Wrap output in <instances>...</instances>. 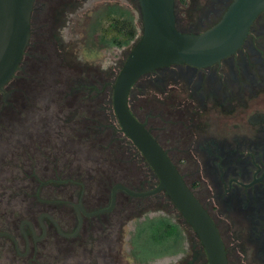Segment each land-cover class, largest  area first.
I'll return each instance as SVG.
<instances>
[{"label":"flooded vegetation","instance_id":"af4514ba","mask_svg":"<svg viewBox=\"0 0 264 264\" xmlns=\"http://www.w3.org/2000/svg\"><path fill=\"white\" fill-rule=\"evenodd\" d=\"M189 1L174 0L176 27L181 33L196 35L217 24L234 0H197L194 4ZM90 2L35 0L34 9L48 14L46 22L51 27L50 37L54 38L60 27L68 25V18L77 9L83 13L79 22L86 34L90 18L97 9H86ZM189 5L192 18L186 15ZM138 8L140 10V5ZM84 48L91 52L86 41ZM145 77L156 82L152 83L156 90H164L161 92L171 104L169 115L158 107L152 110L155 115L159 111L161 115L165 113L161 118H166V131L170 128L172 133L165 139L167 146L157 135V130L162 128L153 131L137 119L167 153L215 222L228 263L264 264V11L255 20L241 48L231 56L204 68L174 64L156 69L138 80L135 94L139 81ZM160 99L158 92L152 94L153 101ZM174 153L195 156L196 173L191 172L190 166L180 168L171 157ZM37 198L42 199L40 195ZM75 200L70 203L74 208L72 222L63 218L64 225L46 211L0 212L3 219L0 220V264H58L56 251L60 238L75 240L85 230L91 239L102 232L104 229L93 225L84 228V223L93 222L95 217L113 209L86 217L83 210L88 213L96 210L90 209L82 196ZM80 215L83 223L78 230ZM230 217L241 225L239 238L231 235L229 229L223 231L219 219L225 223L224 218ZM224 235L232 241L230 254ZM204 255L209 264L205 250Z\"/></svg>","mask_w":264,"mask_h":264},{"label":"rangeland","instance_id":"374dc122","mask_svg":"<svg viewBox=\"0 0 264 264\" xmlns=\"http://www.w3.org/2000/svg\"><path fill=\"white\" fill-rule=\"evenodd\" d=\"M189 2L194 4L197 0ZM104 4H118L128 8L134 14L138 39L123 47L115 46L102 51L89 52L84 48L86 38L81 28L84 26L79 22L83 16L82 11L77 9L76 12H72L68 18V21L70 19L72 22L60 27V32L55 33L52 36L54 38H51L49 33L51 27L46 22L48 14L40 13L39 9H36L31 22V48L22 67L21 80L11 79L5 86L4 92L8 93V99L0 94V212L21 209L41 210L55 215L60 220L66 218L67 221L72 222L74 213L70 203L76 201L75 198L73 199L75 188L65 180L67 177L58 176L60 168L55 162L56 153L59 147L63 153L70 150L76 152L79 149L80 143L74 141V138L81 140L86 135L66 127L71 125L77 128L83 127L84 112L87 107L93 103L102 107L101 103L103 104L105 94L99 93L97 98H93L94 101H86L83 99L84 85L83 89L79 88L80 90L74 93L73 98L65 97L66 81L71 80L69 88L73 87V89H78V83L74 82V80L78 82V78L88 81L100 79L114 85L129 54L143 34L142 17L137 0H91L90 4L86 5V9L93 10ZM191 8L190 5L187 6L186 15L192 18ZM122 18L124 16L110 13L102 21L100 35L107 41L113 39L124 41L125 32L121 33L117 28L118 20ZM87 80H85L86 83ZM152 83L156 82L150 77L139 81L138 93H134V88L131 92L133 97L130 99V107L151 130L156 131V128H162L157 130V135L163 145L167 146L164 144L165 139L172 133L170 128L166 131V118H161V116L164 118L165 113L161 115L159 111L155 115L152 110L154 112V107H158L169 115L171 104L161 92L164 90H156ZM157 86L161 87L158 83ZM157 92L161 99L153 101L152 94ZM101 120L105 122V118ZM84 144L85 142H82L83 146ZM171 157L180 168L185 169L186 166H190L191 172L196 173V158L192 154L174 153ZM134 159L137 160V158ZM58 163L62 167V162ZM134 164L135 174L131 171L128 177L137 175L131 184L143 192L151 187L149 171L145 167H140L137 161L136 163L134 161ZM118 171L123 175L122 169ZM38 191H41V194H38ZM98 191L100 189L94 188L93 193L84 199L90 209L107 203V199L102 198ZM38 195L42 199L39 200ZM118 197L121 207H125L122 212L107 217L101 215L92 222L95 223L93 226L96 228L104 229L102 238L107 236L108 240H105L107 243H111L112 239L115 242L118 237L123 236L119 252L108 255L116 258H113L111 263L136 264L130 257V242L138 223L146 218L165 216L172 218L173 222L181 227L186 238L184 251L177 255L151 260L147 264H207L199 238L167 197L163 194L154 198L134 197V200L126 204L122 200L121 193ZM127 217L129 220L126 221ZM102 220L107 222L103 227ZM224 220L225 223H222L219 219L223 231L229 229L232 232L231 235L234 234L239 238L240 223L231 217ZM62 223L65 224L61 220ZM224 237L230 254L232 241L227 236L224 235ZM70 263L78 264L76 259Z\"/></svg>","mask_w":264,"mask_h":264},{"label":"water","instance_id":"95a60500","mask_svg":"<svg viewBox=\"0 0 264 264\" xmlns=\"http://www.w3.org/2000/svg\"><path fill=\"white\" fill-rule=\"evenodd\" d=\"M143 34L132 49L113 85V109L123 134L146 159L158 178L152 190L133 191L122 184L112 190L110 212L122 190L135 198L165 192L199 238L209 264H229L218 228L187 186L177 167L130 107L138 80L151 71L174 64L204 68L231 56L243 45L255 20L264 11V0H234L222 19L208 30L192 35L178 31L174 0H138ZM35 0H0V91L16 74L30 44ZM59 229V225L52 218ZM78 230L83 223L79 217ZM77 230V232H78ZM63 236L70 237L61 232Z\"/></svg>","mask_w":264,"mask_h":264},{"label":"trees","instance_id":"16d2710c","mask_svg":"<svg viewBox=\"0 0 264 264\" xmlns=\"http://www.w3.org/2000/svg\"><path fill=\"white\" fill-rule=\"evenodd\" d=\"M35 11L36 8L33 11L32 19ZM110 13L124 16L122 20H118L117 24L118 30L121 33H123V31L125 32L124 41H117L115 39L107 41L100 35L102 21L106 19ZM90 20L91 22L87 27L85 37L87 48L91 51H99L103 48H112L115 46L122 47L129 44L136 37L137 28L134 25V14L124 6H119L118 4L100 5L97 7ZM30 48L31 45H29L25 52L23 61L12 80H21L20 74ZM80 79L81 78L77 79L78 82L74 80V82L78 83V89H73V87L69 88L71 80L67 79L65 97L68 96L73 98L74 93L78 92L80 90L79 88L83 89L85 85V95L83 99L86 101H94L93 98H97L99 93H104L103 104L101 103V107L93 103L91 106L87 107V110L84 112L85 124L83 127L77 128L74 125L66 127L69 130H74V132H82L86 137L81 140L74 138V141L80 143V147L76 152L75 150H70L69 152L65 151L63 153L60 151L61 147H59L55 162L60 168L58 176L67 177L65 180L75 188L76 197H74L77 200L81 196L83 200L85 198L87 199V197L93 193L94 188L96 190L100 189L98 192L102 198L107 199V203L93 209L99 210L110 206L112 190L117 184H122L133 191L140 192L135 185L131 184V181H133L137 175L128 177V173H131V171L135 174L133 172V166L135 165L134 161L135 163L137 161L140 167H145L149 171L151 187L144 191L155 188L158 184V178L139 150L121 131L113 109V85L108 82H103L100 79L97 81ZM85 80H87V83ZM4 90L1 91L0 94H2L3 98L8 99V93H5ZM130 97V99H132L133 94H131ZM133 114L135 115L134 112ZM102 118H105V122H102ZM136 118L138 117L136 116ZM82 142H85L84 146ZM134 158H137V160ZM59 161L62 162V167L58 163ZM117 168L124 171L123 175L118 173L119 171ZM55 170L56 169H54V171ZM55 172L57 173V171ZM120 193L125 204L135 199L126 192L118 190L117 200L113 210L108 214H104V217L116 215L125 209L124 206L121 207L120 205V198L118 197ZM38 194H41V191H38ZM162 194L172 203L165 192L149 196L148 198L158 197ZM72 209L74 213L73 205ZM125 220H129V217ZM105 223L107 222L102 220L101 226L103 227ZM92 225H95L92 221L85 222L84 228H89V226ZM102 234V232L94 234L93 238L90 239V234L83 230L75 240L60 238V247L58 251H56L58 264H73L70 263L73 259H76L78 264L89 263L90 261L92 264H105L106 262L110 264L113 258H116L108 255L119 252L123 236L121 235L118 237L115 242L113 239H110L111 243H107L105 241L108 240L107 236L106 238H102ZM185 240L186 238L181 227L174 223L172 218L165 216L146 218L144 221L138 223L131 237L130 257L136 264H147L151 260L177 255L184 251L183 247Z\"/></svg>","mask_w":264,"mask_h":264}]
</instances>
